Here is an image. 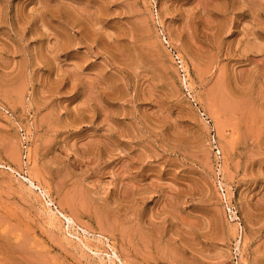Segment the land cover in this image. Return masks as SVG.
Here are the masks:
<instances>
[{
	"label": "rangeland",
	"instance_id": "obj_1",
	"mask_svg": "<svg viewBox=\"0 0 264 264\" xmlns=\"http://www.w3.org/2000/svg\"><path fill=\"white\" fill-rule=\"evenodd\" d=\"M0 264H264V0H0Z\"/></svg>",
	"mask_w": 264,
	"mask_h": 264
}]
</instances>
